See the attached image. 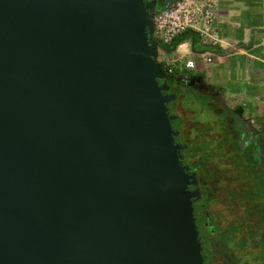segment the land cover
<instances>
[{
    "label": "water",
    "instance_id": "1",
    "mask_svg": "<svg viewBox=\"0 0 264 264\" xmlns=\"http://www.w3.org/2000/svg\"><path fill=\"white\" fill-rule=\"evenodd\" d=\"M157 0H0V264H205Z\"/></svg>",
    "mask_w": 264,
    "mask_h": 264
},
{
    "label": "flooded vegetation",
    "instance_id": "2",
    "mask_svg": "<svg viewBox=\"0 0 264 264\" xmlns=\"http://www.w3.org/2000/svg\"><path fill=\"white\" fill-rule=\"evenodd\" d=\"M158 8L167 0H157ZM167 94L205 264H264V124L186 72ZM197 94V97H196ZM199 100H198V99Z\"/></svg>",
    "mask_w": 264,
    "mask_h": 264
},
{
    "label": "crops",
    "instance_id": "3",
    "mask_svg": "<svg viewBox=\"0 0 264 264\" xmlns=\"http://www.w3.org/2000/svg\"><path fill=\"white\" fill-rule=\"evenodd\" d=\"M216 1L221 45L208 50L198 35L195 43L194 33L187 34L170 47L181 59L177 69L214 90L230 108H241L246 118L264 124V0ZM188 60L196 66L186 69Z\"/></svg>",
    "mask_w": 264,
    "mask_h": 264
},
{
    "label": "built area",
    "instance_id": "4",
    "mask_svg": "<svg viewBox=\"0 0 264 264\" xmlns=\"http://www.w3.org/2000/svg\"><path fill=\"white\" fill-rule=\"evenodd\" d=\"M217 11L216 0H167L155 11L154 34L160 43L158 62L172 75L186 79V71L177 69L176 63L181 60L170 50L178 38L186 32L199 37L204 47L218 46L222 43L221 34L215 25ZM182 45H179L181 47ZM208 62L213 61L208 56ZM196 66L193 60L185 62V68Z\"/></svg>",
    "mask_w": 264,
    "mask_h": 264
},
{
    "label": "trees",
    "instance_id": "5",
    "mask_svg": "<svg viewBox=\"0 0 264 264\" xmlns=\"http://www.w3.org/2000/svg\"><path fill=\"white\" fill-rule=\"evenodd\" d=\"M189 33H191V32H186V33H184L183 35H181L179 38H178V40L176 41V42H178L179 40H182L187 34H189ZM194 39H195V43L196 42H198V38L196 37V35L194 34ZM215 48V46H209V47H207V49L209 50V49H214ZM164 68V67H163ZM164 72H165V74H166V76L168 75L169 77H170V80H169V82H173V83H177L178 82V72L176 71V73L175 74H172V75H170V74H168L167 73V70L164 68ZM240 109V111H241V113H243V109H241V108H239Z\"/></svg>",
    "mask_w": 264,
    "mask_h": 264
},
{
    "label": "rangeland",
    "instance_id": "6",
    "mask_svg": "<svg viewBox=\"0 0 264 264\" xmlns=\"http://www.w3.org/2000/svg\"><path fill=\"white\" fill-rule=\"evenodd\" d=\"M196 97H197V94H196ZM198 99V98H197ZM199 100V99H198ZM229 106V105H228ZM250 122H253V120H255V123H257L256 119L255 118H247Z\"/></svg>",
    "mask_w": 264,
    "mask_h": 264
}]
</instances>
